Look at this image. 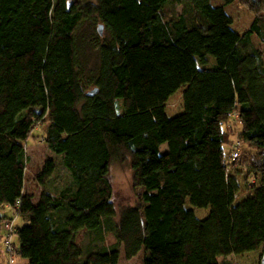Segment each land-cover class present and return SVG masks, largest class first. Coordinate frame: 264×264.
Wrapping results in <instances>:
<instances>
[{
    "label": "trees",
    "instance_id": "1",
    "mask_svg": "<svg viewBox=\"0 0 264 264\" xmlns=\"http://www.w3.org/2000/svg\"><path fill=\"white\" fill-rule=\"evenodd\" d=\"M235 2L254 14L244 34L225 10ZM253 36L264 44V0H0V264L14 210V256L28 264H119L142 251L141 264H229L264 249V54ZM181 89L184 110L170 118ZM46 118L52 156L36 197L25 145ZM240 162L251 194L237 202L229 172ZM114 163L132 172L137 205L115 201Z\"/></svg>",
    "mask_w": 264,
    "mask_h": 264
},
{
    "label": "rangeland",
    "instance_id": "2",
    "mask_svg": "<svg viewBox=\"0 0 264 264\" xmlns=\"http://www.w3.org/2000/svg\"><path fill=\"white\" fill-rule=\"evenodd\" d=\"M215 5H222V2L216 1ZM175 8V7H174ZM173 8V9H174ZM181 6L176 5V12H180ZM226 13L230 15L233 20V29L240 33L244 34L249 30L251 23L254 19V14L250 9V6L244 4L242 2H235L234 4L226 7ZM253 44L256 48L262 50L264 54V44H262L257 37L253 36ZM183 90H179L176 94H174L167 103L166 113L170 118H173L179 114H181L184 110L183 108ZM48 127L47 118L43 125L35 129L32 133L33 137L27 140V144L25 145L27 155H28V164L26 168V176L25 190L29 193H33L36 196L41 194L42 187L38 182V175L43 169L47 159H49L52 154L48 151L47 146L40 136L44 130ZM36 137V138H35ZM161 154H165L168 152V145L164 144L160 148ZM244 156H257V153L248 147H244ZM241 162L237 165L238 168H234L230 170V175L235 177L240 185V193L237 196V202L245 199L248 195L251 194L248 187V170L240 165ZM243 168H240V167ZM56 184L60 186L65 179V171L63 168H59L57 172ZM111 178L112 184L114 187V196L115 201L119 205V207L123 208L125 206H135L139 201V188L135 187L133 184L132 172L130 171L128 165H120L118 163H114L111 170ZM55 176V177H57ZM49 181V180H48ZM254 181L252 180L251 183ZM50 183L48 184V186ZM186 208L191 209L195 212L197 218L204 219L209 216L211 209H197L194 208L189 201L186 203ZM6 215L11 216V212L9 210L5 211ZM23 220L17 219L15 222V228L21 229L23 228ZM84 233L79 237V241H82ZM15 242L18 243V238L15 237ZM115 243L114 237L112 234H108L106 236L105 244L109 247ZM1 251L4 254V249L1 246ZM263 249L257 252H250L240 256H230L225 261L229 264H260L262 257ZM143 251L134 259L128 261L125 258L122 259L119 264H141ZM140 257V258H139ZM139 258V259H138ZM22 259L15 258V264L22 263ZM223 262V260H221Z\"/></svg>",
    "mask_w": 264,
    "mask_h": 264
},
{
    "label": "built area",
    "instance_id": "3",
    "mask_svg": "<svg viewBox=\"0 0 264 264\" xmlns=\"http://www.w3.org/2000/svg\"><path fill=\"white\" fill-rule=\"evenodd\" d=\"M240 158V152L239 150H236L233 154L232 161H236ZM12 220L6 222L4 226L5 234L3 236V249H4V255L6 257V261L4 264H15V246H14V235L16 228L14 226V221L18 218V214L16 210L12 212Z\"/></svg>",
    "mask_w": 264,
    "mask_h": 264
},
{
    "label": "water",
    "instance_id": "4",
    "mask_svg": "<svg viewBox=\"0 0 264 264\" xmlns=\"http://www.w3.org/2000/svg\"><path fill=\"white\" fill-rule=\"evenodd\" d=\"M98 31H99V34L102 36L103 35V25L98 26ZM91 94H93V93H91ZM260 264H264V249H263Z\"/></svg>",
    "mask_w": 264,
    "mask_h": 264
},
{
    "label": "crops",
    "instance_id": "5",
    "mask_svg": "<svg viewBox=\"0 0 264 264\" xmlns=\"http://www.w3.org/2000/svg\"><path fill=\"white\" fill-rule=\"evenodd\" d=\"M36 197H39V196H36ZM22 263H18V264H28V262L26 260H23L21 261Z\"/></svg>",
    "mask_w": 264,
    "mask_h": 264
}]
</instances>
